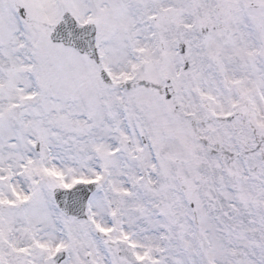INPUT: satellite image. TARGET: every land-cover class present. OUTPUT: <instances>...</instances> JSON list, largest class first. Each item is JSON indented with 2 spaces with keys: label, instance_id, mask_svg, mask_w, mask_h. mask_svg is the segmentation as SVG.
I'll return each mask as SVG.
<instances>
[{
  "label": "snow or ice",
  "instance_id": "snow-or-ice-1",
  "mask_svg": "<svg viewBox=\"0 0 264 264\" xmlns=\"http://www.w3.org/2000/svg\"><path fill=\"white\" fill-rule=\"evenodd\" d=\"M0 264H264V0H0Z\"/></svg>",
  "mask_w": 264,
  "mask_h": 264
}]
</instances>
